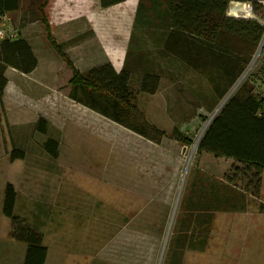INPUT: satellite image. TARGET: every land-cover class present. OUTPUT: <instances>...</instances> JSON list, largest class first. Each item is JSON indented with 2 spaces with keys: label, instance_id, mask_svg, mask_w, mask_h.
<instances>
[{
  "label": "crops",
  "instance_id": "0c3cea01",
  "mask_svg": "<svg viewBox=\"0 0 264 264\" xmlns=\"http://www.w3.org/2000/svg\"><path fill=\"white\" fill-rule=\"evenodd\" d=\"M69 1L65 14H60L62 6L49 1L44 9L48 26L41 19L32 18L18 30L38 60L35 70L24 73L7 67L5 71L8 83L0 101V264H143L139 256L124 260L122 239L118 236L109 242V231L124 227V212L131 213L139 203L131 200L132 205H123L121 199L111 198L106 191L94 192L89 177L48 156L38 122L41 118L46 120L47 133L56 134L52 135L56 139L61 129L56 118L66 103L64 99L85 107L71 100L68 93H62V80L69 82L74 66L102 90L125 99L138 95L160 100L168 125L164 129L169 131L174 123L166 100L174 97L168 86L210 84L207 79H219L222 67L200 61L190 65L187 60L173 57L172 49L166 47L173 43L169 38L172 29L166 0H126L108 8L101 7L100 0ZM14 15L20 19L21 11H14ZM48 32L53 40L48 38ZM53 41L62 45L72 66L60 60L62 57ZM195 66L201 71L195 73ZM151 72H155L153 83L159 88L148 95L138 86ZM175 95V99H183L181 92L175 91ZM73 107L68 119L75 132V127L82 128L81 124L86 122L87 115L82 111L89 110ZM150 123L162 127L157 120ZM13 148L22 150L24 157L11 160ZM199 154L195 168L244 192L246 211L264 205V170L260 165L216 157L206 151ZM225 160L226 173L210 172L204 167L206 163L219 165ZM253 167L256 172L249 177L253 183L250 186L245 183L248 187L238 185V171H250ZM9 184L16 192L14 214L20 218V228L27 225L43 237L46 256H41L42 263L38 253H31L28 259V244L11 236L12 222L4 211ZM127 194L134 198L141 196ZM92 195L98 198L97 202L91 199ZM199 197L195 205H199ZM254 198L258 202H253ZM161 203L157 201L150 227L140 226L156 238H161L165 228L166 206L161 207ZM95 208L100 209L95 212ZM221 213L232 212L202 208L181 213L162 264H209L215 218ZM136 219L135 215L127 222L133 230L138 228L133 224Z\"/></svg>",
  "mask_w": 264,
  "mask_h": 264
},
{
  "label": "rangeland",
  "instance_id": "374dc122",
  "mask_svg": "<svg viewBox=\"0 0 264 264\" xmlns=\"http://www.w3.org/2000/svg\"><path fill=\"white\" fill-rule=\"evenodd\" d=\"M49 1L51 4L62 6L60 14H65L70 4L69 0H59L58 3L56 0H47L45 8ZM27 14L30 16V13ZM256 17L257 19L229 18L225 15L223 18L221 28L225 35L222 40L227 44L226 53L243 57L251 55L247 68L225 97L218 102L211 84H199L197 88L202 90L199 97L195 98V94L189 91L188 98L185 97L187 101L171 102L173 113L184 120V124L179 127L190 139L189 145H183V142L172 138L170 134L172 129L169 131L164 129L168 125L165 124L164 112H161L162 102L156 98L144 99L132 95L126 96L125 100L138 108V112L130 113L129 118L127 117L132 124L141 125L148 130L150 121L159 122L164 134L157 133L156 136L154 134L158 144L87 107H79L64 99L66 103L62 104L60 114L56 118L58 128H61L56 136L61 144V154L57 157L60 159L59 162L89 177L91 183L98 184L104 189L141 195L145 200L131 213L124 212L125 219L122 223L124 227L109 231L110 243L115 236L122 239L120 242L123 244L121 252L124 260L133 256L136 259L139 256L143 264H162L171 232L180 219V205L190 172L199 159L198 143L210 121L245 81L250 80L249 88L264 94V76L260 71L264 65V19L258 15ZM62 51L68 57L63 48ZM37 55L41 57L42 54ZM60 60L68 63V58L62 57ZM66 81L62 80L61 88L65 94L68 93ZM73 106L89 110L88 112L81 110L87 115L86 122L83 121L82 128L75 127V132H72L73 127L70 128L68 119L71 117ZM82 119L84 120V117ZM41 135L46 140L47 137L56 134ZM174 152L178 155L172 156ZM222 162L224 163L219 165L206 163L204 167L210 172L226 173L227 161ZM260 168L264 170L262 166ZM254 172H256L254 167L250 171L241 169L237 173L236 183L242 187H248L246 184L250 186L253 179L249 180V177H253ZM91 199L97 202L98 198L92 195ZM150 200L155 202H149ZM158 200L163 202L161 207L166 206L165 228L161 238L153 237L150 230L144 231L140 227H150L152 212L156 209ZM252 201L258 202L256 198ZM126 205H132L131 200ZM98 209L100 208H95L94 211L97 212ZM135 215L137 219L133 224L138 228L133 230L132 224L127 222ZM215 219L209 264H264L263 210L256 207L245 213H221Z\"/></svg>",
  "mask_w": 264,
  "mask_h": 264
},
{
  "label": "trees",
  "instance_id": "16d2710c",
  "mask_svg": "<svg viewBox=\"0 0 264 264\" xmlns=\"http://www.w3.org/2000/svg\"><path fill=\"white\" fill-rule=\"evenodd\" d=\"M125 1L100 0V6L108 8ZM231 1L233 0H166L172 29L169 38L173 41L172 45L168 44L166 47L172 49L175 59L187 60L190 65L200 61L204 64L218 63L222 67L219 79H207L213 87L212 91L216 94L218 102L236 84L241 73L247 68L251 57V55L246 57L228 55L225 51L227 50V44L223 43L222 40L225 34L221 24ZM237 1L251 2L255 14L264 19V9L256 0ZM46 2L47 0H0V12L7 14L20 10V28L25 25L26 20L30 21L32 18L41 19L48 26L44 11ZM27 13H30V16ZM48 38L53 40L50 32H48ZM53 44L62 57L68 58L62 51L61 45L56 44L54 41ZM37 64L38 60L30 45L19 36V33L14 39L5 38L1 40L0 101L3 99L8 83L5 73L7 67H12L20 72L31 73L35 70ZM68 65H73L69 58ZM72 67L73 76L68 82V97L71 100L131 129L146 139L158 141L155 138L156 134H164L162 129L152 123L148 125V130L141 125L132 124L128 118L130 113L138 112L135 105L128 103L123 96L100 89L86 75L80 74L74 66ZM195 68V73L201 71L197 66ZM208 71L213 72L214 70L208 69ZM260 71L264 76V65L261 66ZM154 74L155 72H151L150 76L146 75L143 83L138 86L140 91L146 92L148 95L156 93L159 85L153 83ZM147 80L149 81L147 82ZM250 82V80L245 81L210 121L198 143V153L206 151L216 157L252 162L264 168V94L249 88ZM197 85L199 84L171 86V96L174 98L166 100L170 117L174 123L170 134L175 140L183 142V145H189L191 141L185 132L180 129L179 125L184 124V120L173 113V103L171 102L184 101L185 97L188 98L189 91L195 94V98L199 97L198 95L202 90H198ZM175 91L181 92L183 99H175ZM38 129L41 134H48L47 121L41 118L38 122ZM44 146L48 156L52 158L59 156V142L57 139L51 136L47 137ZM23 157L24 152L22 150L12 149L10 153L11 160ZM15 197L16 192L13 186L9 184L6 188L4 211L12 222L11 236L28 244V259L31 253H38L40 263H42L41 256H46L43 237L41 233L36 232L27 225H22L20 228V218L14 214ZM198 197L200 203L195 205ZM202 208L244 213L247 210L246 195L244 192L214 179L202 170L193 168L182 197L180 214L188 210L193 211ZM260 209L264 211L263 204ZM185 217L189 220L187 215Z\"/></svg>",
  "mask_w": 264,
  "mask_h": 264
},
{
  "label": "built area",
  "instance_id": "2783aa9c",
  "mask_svg": "<svg viewBox=\"0 0 264 264\" xmlns=\"http://www.w3.org/2000/svg\"><path fill=\"white\" fill-rule=\"evenodd\" d=\"M264 9V0H256ZM226 16L234 18L257 19L251 2L233 0L230 2ZM19 30V17L14 12L2 14L0 12V41L5 38H16Z\"/></svg>",
  "mask_w": 264,
  "mask_h": 264
},
{
  "label": "bare ground",
  "instance_id": "6f19581e",
  "mask_svg": "<svg viewBox=\"0 0 264 264\" xmlns=\"http://www.w3.org/2000/svg\"><path fill=\"white\" fill-rule=\"evenodd\" d=\"M90 186L92 188V190L94 192H108V195L111 198H119L122 201V204L124 205L125 203H127L129 200H133L135 201V203H139V206L144 203V198H142L141 196H138V198H134L131 195L127 194V193H122V192H118L116 190H108V189H104L102 187H100L98 184L95 183H90ZM141 197V198H140ZM146 199V198H145Z\"/></svg>",
  "mask_w": 264,
  "mask_h": 264
}]
</instances>
